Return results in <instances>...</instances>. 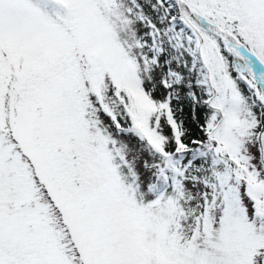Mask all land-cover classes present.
<instances>
[{
	"label": "snow or ice",
	"instance_id": "1",
	"mask_svg": "<svg viewBox=\"0 0 264 264\" xmlns=\"http://www.w3.org/2000/svg\"><path fill=\"white\" fill-rule=\"evenodd\" d=\"M0 264H264V0H0Z\"/></svg>",
	"mask_w": 264,
	"mask_h": 264
}]
</instances>
